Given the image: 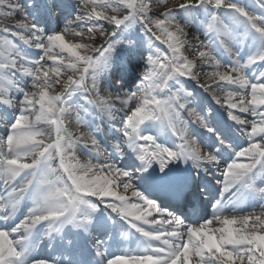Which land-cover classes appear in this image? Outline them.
<instances>
[{
	"label": "snow or ice",
	"instance_id": "1",
	"mask_svg": "<svg viewBox=\"0 0 264 264\" xmlns=\"http://www.w3.org/2000/svg\"><path fill=\"white\" fill-rule=\"evenodd\" d=\"M0 16V264H264V0Z\"/></svg>",
	"mask_w": 264,
	"mask_h": 264
},
{
	"label": "rangeland",
	"instance_id": "2",
	"mask_svg": "<svg viewBox=\"0 0 264 264\" xmlns=\"http://www.w3.org/2000/svg\"><path fill=\"white\" fill-rule=\"evenodd\" d=\"M4 21H5V17L0 16V25H1V26L4 24V23H3Z\"/></svg>",
	"mask_w": 264,
	"mask_h": 264
},
{
	"label": "bare ground",
	"instance_id": "3",
	"mask_svg": "<svg viewBox=\"0 0 264 264\" xmlns=\"http://www.w3.org/2000/svg\"><path fill=\"white\" fill-rule=\"evenodd\" d=\"M78 155H82V154H79V153H78Z\"/></svg>",
	"mask_w": 264,
	"mask_h": 264
}]
</instances>
